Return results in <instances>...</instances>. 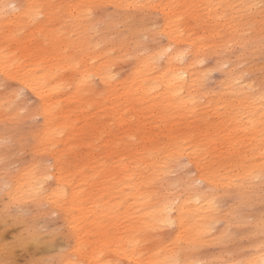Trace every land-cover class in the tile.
I'll return each mask as SVG.
<instances>
[{
    "label": "rangeland",
    "instance_id": "374dc122",
    "mask_svg": "<svg viewBox=\"0 0 264 264\" xmlns=\"http://www.w3.org/2000/svg\"><path fill=\"white\" fill-rule=\"evenodd\" d=\"M22 1L0 0V4L16 5L17 9H20ZM256 1L259 3V0ZM50 4L53 2L48 5ZM50 9L52 8H44V19L35 25L27 23L26 16L20 18L19 12L11 8H8V19L0 16V73L3 72L5 61L9 66L15 62V66L11 68L13 75L15 76L19 71L20 75L26 78L25 82L29 85L28 95L36 102L35 107L31 108V114L21 121L6 117L3 109L0 108V140L5 138V124L7 123L9 125L7 135L12 141L15 152L20 153L22 145L28 147L27 152L16 155V158L12 160V163L18 164L21 169L34 156L49 154L45 153L43 148H33V144L43 143L48 147L54 145L58 149L56 156H67L68 158L64 171L57 170L59 182L66 189V200L61 207L56 209L57 217L52 219L49 213L47 217L32 222L31 227L39 234V242L42 244L35 242V245H31L30 243L34 241L26 240L17 247L13 258L20 264H30L34 260H62L63 264H76V262L80 264H124L125 250L128 249V246L124 244L128 225L132 222L136 223L140 218V208L120 198L126 192L121 191L123 185L120 184L122 176L120 166L127 162L124 158L130 154L132 148L141 149L144 137L154 136L158 132L166 134L170 131L188 132L191 129L195 132H207L205 130L207 125L210 126L208 132H219L218 123L221 119L226 120L227 111L231 109L223 110L219 104L215 103L216 97L212 93L223 88V85L221 74L213 69L218 62L237 59L241 43L239 38L243 33H250L249 36L255 38L252 41L258 47L262 21L260 9H256L251 16L241 18L238 31L234 34L225 33L226 39L223 42L215 37L209 53L200 60L203 63H198L197 71L202 75L204 72L212 73L208 83L209 94L203 97L206 108L198 107L192 116L190 114L184 119L165 122L163 121L165 117L161 112L158 114V110L141 107L135 100L121 99L118 101L121 113L115 125L107 116L101 114V110L106 105L97 103L95 93L100 90L97 78L93 77L85 89L74 90V84L70 82V73L64 72L62 75L63 89L52 90L50 74L51 67L56 63L55 52H57L53 30L54 27L59 26L53 22V19H47ZM225 11L229 13V10L221 9L220 15ZM101 13L107 14L104 10H101ZM139 16L137 15V21L143 23L142 30L127 33L122 28L115 31L116 36L110 35L115 37L114 40L110 36L106 37L107 45L118 44L122 41L126 43L123 47L125 50L122 49L120 58L117 57L111 67L117 80L129 77L143 57L153 55L161 48H168L167 38L160 41L153 39L154 36L159 35L155 29H160L162 15L148 13L145 17ZM216 19L220 22V18L216 17ZM184 25L193 35H201L215 27L207 22H202L199 26L194 25L192 21H186ZM106 43L98 44L97 53L103 50V45ZM229 45H232L231 50L228 49ZM248 59L251 60L253 67L246 71L252 73V79L245 81L259 88L260 83L264 81V77L260 75L261 69L264 68V57L257 51L254 55L249 54ZM17 83V79L8 80L9 85ZM0 84H3L2 78H0ZM33 86L38 88V93L32 92ZM4 91L5 89L0 87V97H3ZM82 91H86V96L80 106L77 105L79 108L74 109V105L69 104H57L59 99L67 100L74 93L73 96L76 99ZM198 95L200 98V90ZM69 101L74 103L73 98ZM43 111H45L44 114ZM59 115L63 116L61 122L57 121ZM87 121L92 128L84 132L82 128L88 124ZM57 123H62L65 127L61 132L55 130ZM68 125H71L69 130L66 127ZM191 141L195 144L193 156L197 159L206 158L199 152L201 150L199 138L196 140L192 138ZM6 151V148L0 147V156ZM190 167L191 174L196 175L193 165L190 164ZM181 173L179 166L176 176L170 177L169 182L182 180ZM6 178L4 167L0 166V187H3ZM49 183L56 185L55 179ZM258 185L259 183L256 182L254 185L256 192L254 189L255 194L252 192L255 197L252 196L250 200L232 193L231 190L221 195L219 200L223 209L220 214L222 219L213 225L210 234L206 236V242L196 247L197 251L187 253V255L216 261L217 264L224 260L237 264L240 260L254 258L264 245V232L261 231L257 222V218H264V199H262L261 185H259L260 188ZM253 197L254 200H252ZM105 201L113 206V212L103 219H91L88 223L84 217L86 211L94 207L98 213L105 212ZM0 207H2V202H0ZM226 214L231 215L225 219ZM28 227L29 225H22L12 217H6L0 211V248L6 241H11L22 233H26ZM44 227L47 228V232H41ZM53 229H60V231L49 235ZM173 233H175V228L167 229L159 237H155L140 230L138 240L141 246L135 251L139 255L149 256L157 245L167 239L170 234L171 242H176L174 241L176 233ZM226 233L231 234L230 240L225 239ZM183 236L187 237L186 234ZM221 236H223L222 239ZM186 244L188 245L187 241Z\"/></svg>",
    "mask_w": 264,
    "mask_h": 264
},
{
    "label": "bare ground",
    "instance_id": "6f19581e",
    "mask_svg": "<svg viewBox=\"0 0 264 264\" xmlns=\"http://www.w3.org/2000/svg\"><path fill=\"white\" fill-rule=\"evenodd\" d=\"M50 2L55 5L74 6L81 3L111 5L113 3L133 2V0H23L20 7L23 11L19 12V16L20 18L26 16L25 13L29 11L25 7L27 5L47 6ZM140 2L159 7L145 8L142 13H137L138 16L143 15L145 17L148 13H160L162 15L160 31L167 33L178 28L184 35L183 38L177 36H173L171 39L167 38L168 47L171 45L178 51L173 52L171 56L161 57V52L165 49L161 48L155 54L143 57L131 71L130 76L122 80L111 79L115 76L111 71V67L113 61L117 57L120 58L122 49L125 50L123 48L125 42L107 45L106 37L109 34L102 32L98 37H95V33L88 32L87 26L82 25L80 21L75 19L79 13L74 8H69L59 15L55 8L50 9L49 14L47 13V19H53V22L59 26L54 27L53 30L57 52H55L56 63L51 67L52 72L50 74L52 90L63 89L64 79L62 75L64 72L70 73V82L74 84V90L78 88L85 89V86L90 84L93 77L97 78L100 85V90L95 93L97 103H105L106 107L101 110V114L107 116L114 125L121 113L120 104L118 105V101L121 99L135 100L141 107L158 110V114L161 112L165 117L163 120L165 122H170L173 119H184L190 114L192 116L198 107L201 109L206 108L204 103H198L193 108L191 102L193 97L199 99V88L194 86L193 83L202 75L201 72L197 71L198 63L204 55L209 53L215 37L223 42L226 39L224 34H234L238 31L241 26L239 20L246 16L229 9L227 15L225 13L221 14L222 18L218 22L216 21L215 9L212 13H209L207 9L201 6L207 3H258L256 0H251V2L250 0H140ZM186 21H192L194 25L198 26L202 22H207L215 27L201 35H193L184 25ZM123 29L127 33H132L127 28ZM74 34L75 38H73ZM115 34L116 32H112L110 35ZM248 39L255 40L250 36ZM102 43H106V45H103V50L97 53L96 47ZM112 52H115L116 55L112 56ZM181 53H183L182 60H177L176 57L180 56ZM252 84L244 81L243 86ZM85 92H80L81 94L76 99L73 96L75 93L67 100L65 98L59 99L57 104H69L74 105V109L79 108L77 105L80 106L85 100ZM258 95L257 93V99ZM178 97H182V99ZM71 98H73L74 103L69 101ZM238 107L236 112L227 111L226 120H220L217 126L219 132H208L210 130L209 125L205 129L207 132H195L193 129L188 132L170 131L166 134L158 132L154 136L144 137L141 149L132 148L130 154L126 155L124 159L127 162L120 166L122 170L120 184L123 185L121 191L126 192L120 198L125 199L124 202H130V204H135L140 208L139 220L128 225L124 243L128 248L139 239L138 232L140 230L148 234L147 229L151 216L158 213L163 207L164 197L167 195L166 189L169 184L153 187L150 181L159 174L158 170L168 161V156L175 153L177 144L183 145L186 149L184 154L190 157V164L194 167L196 179L203 180L208 185L211 178L213 183L210 186L216 189L218 198L227 191L230 192V190L246 200H250L254 196L252 192L256 181L253 180V175L264 172V160L260 159L258 149L261 129L258 126L251 127L249 121L254 120L259 125L260 105L257 102L254 107L239 104ZM44 113L45 111H43ZM57 117V121L61 122L63 116L59 115ZM87 123L82 128L84 132H87L88 128H92L89 121ZM66 127L69 130L71 125ZM64 128L62 123L55 125V130L60 132ZM192 138L194 140L199 138L201 145L199 152L204 154L206 158L197 159L193 156L195 144L191 141ZM216 147L218 149H215ZM164 148H168L169 151L161 157L159 153ZM168 167L178 169L179 164L173 160L168 162ZM57 174L58 172L55 173V184L60 183ZM255 189L254 192H256ZM153 193H159V195H153ZM149 196H152L151 200L148 199ZM189 196L193 200L192 207H197L195 203L197 193L192 192ZM254 197L252 200H254ZM141 198H143V202H141ZM119 202L121 203V201ZM104 203L106 204L103 213H98V210L94 207L86 211L84 217L88 223L91 219H103L113 212V206L107 201ZM228 215L231 214H226L224 218L226 219ZM220 217V214L206 213L190 222H185L184 226L179 228L178 231L175 228L176 238L174 241H182L183 243L187 241L188 244L195 247L203 245L213 225L222 219ZM257 219L258 221L254 220L259 223L261 229L264 218ZM209 225H211V228H209ZM184 234L187 237H184ZM30 244L35 245V242ZM159 251L160 249L156 247L149 256L139 255L136 252L139 259L130 258V255L126 253L124 254V264H152L153 258ZM262 256H264V251L260 249L254 258L248 260L258 261ZM232 262L231 264H234Z\"/></svg>",
    "mask_w": 264,
    "mask_h": 264
},
{
    "label": "snow or ice",
    "instance_id": "6c2138e0",
    "mask_svg": "<svg viewBox=\"0 0 264 264\" xmlns=\"http://www.w3.org/2000/svg\"><path fill=\"white\" fill-rule=\"evenodd\" d=\"M25 7L29 9L25 13L26 22L33 25L42 22L45 7L55 8L58 15L69 8H74L79 13L75 19L80 21L82 25L87 26L88 32L95 33L96 35L104 32L110 36L112 32L122 28H127L129 31L141 29L143 23L137 21V13H142L145 8L159 6L144 4L140 0H133V2L113 3L111 5L81 3L74 6L50 4L47 6L27 5ZM201 7L207 9L209 13H212L213 9H215L217 18H222L220 15L221 9H230L244 16H251L256 9H260L262 21L261 39L259 40L258 47L255 42L248 39L250 33H243L240 36L239 39L242 42L239 45L240 53L237 59L235 61L225 60L218 62L213 69V71L221 74V84L224 87L212 93V95L216 97L215 103L219 104L221 109H231L233 112L237 111L238 104L254 107L257 102L259 103V125L254 120H250L249 124L253 128L258 126L261 129L258 149L260 151V159L264 160V81L260 83L259 88H256L254 85L243 86L245 80L252 79V73L246 71L253 67L251 60L248 59L249 54L254 55L258 51L264 57V0H259V3H207ZM8 8L16 12L23 11L22 8L17 9L16 5L0 4V16L4 19L9 18ZM101 9L107 14H102L99 11ZM225 15H227V11H225ZM155 31L159 35L153 37L154 41H160L165 38L171 39L173 36L183 38L184 35L178 28L175 31L167 33L160 31V29H155ZM73 38H75V34ZM110 38L115 39V37L111 36ZM97 48H99V45H97ZM231 48L232 45H229L228 49L231 50ZM176 51L178 50L170 45L168 48L163 49L161 57L171 56ZM111 55L115 56L116 53L112 52ZM182 58L183 53L176 57L177 60H182ZM200 63H203V61H200ZM14 66L15 62L9 66L8 62L5 61L3 72L0 73V78L3 79V84H0V87L5 89L3 97H0V108L3 109L6 117L21 121L24 117L31 114V108L35 107L36 102L28 95L29 85L25 82L26 78L21 76L19 71L15 76L13 75L11 68ZM260 75L264 77V68L261 69ZM211 76V72H204L201 77L193 82L194 86L199 88L201 94L199 99L196 97L191 99L193 108L198 103L205 102L203 97L209 94L208 83ZM116 78L115 76L111 77V79ZM10 79H17L18 83L9 85L8 80ZM32 92L34 94L38 93V88L33 86ZM257 93L259 94L258 99ZM178 98L182 99V97ZM8 128L9 125L6 123L5 138L0 140V147L7 149L0 156V166L4 167L5 176L7 177L3 182V187H0V202H2L0 211L6 217L10 216L16 222L22 225L27 224L29 227L26 229V233H22L19 237L6 241L3 244L2 248H0V264H20L18 260L13 258L17 247L21 246L26 240L39 242V234L33 231L31 227L32 222L47 217L49 213L51 214V218L55 219L58 215L56 209L61 207L66 200L64 185L57 183L53 186L49 181L56 179L55 173L58 169L61 172L64 171L68 158L67 156H56L55 153L58 149L54 145L48 147L43 143L39 145L33 144V148H43V151L49 154L38 157L34 156L21 169L18 164L12 163V160L16 158V155L27 152L28 147L22 145V151L16 153L12 141L7 135ZM175 149V153L170 154L168 161L158 170L159 174L150 181L153 187L163 186L166 183L169 184L166 189L167 195L164 197L163 207L158 213L153 214L149 221L148 234L155 237H159L167 229L176 228L178 231L179 228L184 226L185 222H190L202 214L219 215L223 211L216 189L210 186L213 183L211 178L208 185L203 180H197L196 175L191 174V161L189 156L184 155L186 151L184 146L177 144ZM168 151V148H164L159 155L163 157ZM173 160L179 164L183 179L169 183V178L177 174L176 169L168 167V162ZM253 180L261 185L262 199H264V172L259 175H253ZM192 192L197 193L195 200L197 207L195 208L192 207L193 200L189 196ZM153 195H159V193H153ZM148 199L151 200L152 196H149ZM141 202H143V198H141ZM209 228H211V225H209ZM58 231L60 229H53L49 235H53ZM261 231L264 232V223L261 224ZM41 232H47V228H42ZM231 238V234L226 233L225 239L230 240ZM140 246L141 242L136 240L125 251L130 255V258L139 259L135 250ZM157 247L160 251L156 253L152 264H217L216 261L203 260L196 256L187 255V253L197 251L196 247L191 244L185 245L182 241L171 242V234L167 239L162 240ZM261 250L264 251V245L261 246ZM30 264H63V261L34 260ZM76 264H80V262H76ZM220 264H231V261L224 260ZM237 264H264V256L258 261L240 260Z\"/></svg>",
    "mask_w": 264,
    "mask_h": 264
}]
</instances>
